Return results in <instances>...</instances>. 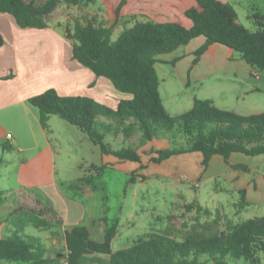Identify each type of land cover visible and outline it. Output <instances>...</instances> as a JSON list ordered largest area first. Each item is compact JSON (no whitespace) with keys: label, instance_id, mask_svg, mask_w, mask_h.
Returning a JSON list of instances; mask_svg holds the SVG:
<instances>
[{"label":"trees","instance_id":"1","mask_svg":"<svg viewBox=\"0 0 264 264\" xmlns=\"http://www.w3.org/2000/svg\"><path fill=\"white\" fill-rule=\"evenodd\" d=\"M60 1L0 0V12L11 15L21 28H44ZM124 2L120 1L116 15ZM196 3L184 13L192 22L188 28L180 22H137L115 40H111L113 25L75 22L72 32L65 31L71 41V58L129 97L120 99L113 108L86 95L62 96L54 88H48L28 98L38 109L41 124H45L48 115H57L82 131L103 154H112L118 161L137 162L140 168L144 165L137 148L125 146L113 150L104 137L117 132L129 118L138 123L145 140H150L158 129L170 131L178 124L184 134L192 137L190 146L151 149L152 162L161 163L174 155L197 151L202 155L203 170L213 155H220L232 169L247 171L246 164H230L229 158L232 153L264 155V110L244 115L219 108L211 99L195 97L189 110L171 116L161 101L154 64L160 56L175 52L198 36H203L204 42L194 51L193 64L209 45L218 43L239 52L253 69L264 71V16L258 12L252 15L257 28L251 31L238 22L236 10L229 2L196 0ZM100 117L110 122H103ZM3 147L11 149L9 145ZM103 168L101 165L100 169ZM86 180L90 178L81 176L64 186L86 194L94 190L84 185ZM13 192V205L5 209L17 229L0 237V259L54 264L45 255V243L23 231L27 225L41 230L58 226L61 221L55 208L49 201L35 197L32 191ZM239 193L243 203L246 189ZM8 218L5 217L6 221ZM115 233L116 224H108L106 216H88L84 223L66 226V264H237L240 259L258 264L264 260V215L243 220L226 233L193 231L177 239L167 233L145 232L128 247L117 250L111 246Z\"/></svg>","mask_w":264,"mask_h":264},{"label":"rangeland","instance_id":"2","mask_svg":"<svg viewBox=\"0 0 264 264\" xmlns=\"http://www.w3.org/2000/svg\"><path fill=\"white\" fill-rule=\"evenodd\" d=\"M227 1L236 10L239 23L251 31L257 28L252 15L258 12L264 16V0ZM100 8L93 1L81 0L71 3L61 0L52 11L48 22L58 23L69 32L73 31L75 22L97 25L101 20L107 24L108 19L104 17ZM118 33V30H114L111 40H115ZM236 53L239 54L237 51ZM156 66L160 68L164 65L157 62ZM247 78L249 80L247 85H255L260 90L243 92L239 86L240 90L227 91L228 94L224 95L226 109H234L244 115L264 110V71L260 72L259 78L249 75ZM165 83L169 85L170 98L175 96L179 100L173 109L183 111L186 105L185 98L195 90L185 86L179 77L172 80L166 78ZM163 86L164 83H162L164 104L169 107L170 98L167 97L168 91L167 96L165 95ZM82 91H84L82 95L87 93L85 90ZM109 98L114 99V96L111 94ZM98 101L105 103L102 100ZM54 118L61 124L54 126L55 136L51 139L56 153L54 175L63 188L78 177L90 178L84 182V185L87 188L94 187L92 192H88L91 195L86 196L66 187L64 189L71 195L83 199L87 217L106 216L108 224H116V233L111 241L113 250L128 247L145 232L167 233L177 239H183L193 231L226 233L243 220L264 215V156L248 157L237 154L240 157L231 159L249 163L250 166L246 164L247 171L229 169L213 177H208V173L206 177V174L201 172L197 179H190L174 171L169 161L154 163L150 160L151 149L170 147L186 149L190 146L192 137L184 134L178 124H175L170 131L156 130L149 142L143 138L135 119L129 118L117 132L112 131L104 137V142L113 150L125 146L137 148L141 155V163L144 165V168H140L137 162L117 163L115 156L103 154L99 146L83 135L78 128L57 115H54ZM100 120L110 122L104 117H100ZM20 124L22 126L19 123L7 124L6 132L18 136L23 144L29 145L32 140L31 128L38 130L37 123L33 121L31 125L24 122ZM8 143L10 144L9 139L5 140L3 145L7 146ZM8 151L11 156L7 155L9 152L0 156L1 219L8 218L9 211L5 207L13 205L14 190L32 191L34 196L43 202L49 201L36 186V183L48 179L49 172L40 169L42 165L38 169V163L30 161V158L16 156L15 149ZM18 157L20 161L22 159L21 162ZM101 165H104L102 170ZM189 165L192 169L195 166L200 169L202 167L197 159L190 160ZM217 167L218 163L213 162L211 171ZM129 179L130 183L127 182ZM242 188L246 189L243 203L240 202L239 193ZM12 222L11 218L7 219L5 229L0 231V237L11 234L17 229ZM55 230V228L41 230L27 225L23 233L40 238L47 247L45 255L54 264H66L67 250L63 243V232ZM49 238L56 239V243L49 245L50 241L47 240ZM0 264L27 263L0 259ZM237 264H248V262L240 259ZM258 264H264V260L262 259Z\"/></svg>","mask_w":264,"mask_h":264},{"label":"crops","instance_id":"3","mask_svg":"<svg viewBox=\"0 0 264 264\" xmlns=\"http://www.w3.org/2000/svg\"><path fill=\"white\" fill-rule=\"evenodd\" d=\"M120 1L93 0L96 6L101 7L102 14L108 19L107 24L99 20L97 25H113L112 33L114 30H118V35L137 22L147 21L180 22L188 28L192 22L185 16V10L197 6L196 0H125L116 15L115 10ZM64 33L65 30L61 25L51 22L44 28H21L11 15L0 12V34L3 38V44L0 46V145L2 144L0 156L7 152H9L7 155L11 156L10 151L3 147L4 141L9 139L10 144H8L11 150L15 149L16 156L30 158V161L38 163V169L42 165L40 169L49 172L48 179L36 183V186L47 196L46 198L57 212L61 223L54 228L55 231L63 232V243H65L64 229L66 226L85 222L87 218L86 205L81 197L65 191V187L63 188V185L59 184L56 175H54L56 153L52 147L51 139L55 136L54 126L61 125L60 122L51 114L42 125L38 109L28 102V98L48 88H54L63 95H82L81 93L84 92L82 90H85L86 96L97 101L102 100L105 102L103 104L114 108L120 99L129 97V95L117 91L109 80L95 76L88 68L73 60L71 58V41L66 38ZM203 42L204 37L198 36L175 52L160 56L157 62L164 66L158 68L157 62L154 64L161 101L171 116L189 110L195 97L211 99L217 107L226 109L224 95L228 94L227 91L240 90V87L243 92L260 90L255 85H247L249 83L247 77L248 75L252 76L251 72L254 69L246 63L240 53L237 54L235 50L224 45L218 43L209 45L199 61L193 64V53ZM172 61L174 62L171 63ZM259 71L261 72V70ZM175 77H179L185 86H190L195 90L185 98L186 105L183 111L173 109L179 100L175 96L170 98V88L165 83L166 78L172 80ZM162 83H164L163 90L166 96L168 91L169 107L164 104ZM111 94L114 99L109 98ZM256 112L259 111L252 113ZM33 121L37 123L38 130L35 131L31 128L32 140L29 145L23 144L18 136L6 132L7 124L19 123L22 126L20 123L24 122L31 125ZM8 134L10 138H7ZM83 135L85 134L83 133ZM148 141L150 142V140ZM237 154L240 153L231 154L230 164L242 162L231 159L240 157ZM201 158L200 152L192 151L174 155L165 161L170 162V167L173 166L174 171L190 179H197L201 172H204L206 177L208 174V177H213L227 172L229 169L233 170L220 155H213L205 170L197 166L192 169L189 165L190 160L197 159L200 164ZM18 159L19 162L22 161V159L20 161V157ZM120 162L122 161L117 160V163ZM213 162H217L218 167L211 171ZM245 164L250 166L249 163ZM108 165L112 166V164ZM5 225V217L0 218V231L5 229ZM47 240L50 241L49 245L56 243L54 238Z\"/></svg>","mask_w":264,"mask_h":264},{"label":"built area","instance_id":"4","mask_svg":"<svg viewBox=\"0 0 264 264\" xmlns=\"http://www.w3.org/2000/svg\"><path fill=\"white\" fill-rule=\"evenodd\" d=\"M251 74H252V76H254L256 78H259L260 72L258 69H254V70H252ZM7 136L10 137L9 134Z\"/></svg>","mask_w":264,"mask_h":264}]
</instances>
